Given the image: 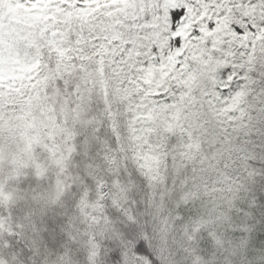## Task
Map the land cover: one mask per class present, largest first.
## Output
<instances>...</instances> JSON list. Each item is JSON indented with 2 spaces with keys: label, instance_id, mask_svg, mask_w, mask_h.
I'll use <instances>...</instances> for the list:
<instances>
[{
  "label": "snow or ice",
  "instance_id": "obj_1",
  "mask_svg": "<svg viewBox=\"0 0 264 264\" xmlns=\"http://www.w3.org/2000/svg\"><path fill=\"white\" fill-rule=\"evenodd\" d=\"M0 264H264V0H0Z\"/></svg>",
  "mask_w": 264,
  "mask_h": 264
}]
</instances>
